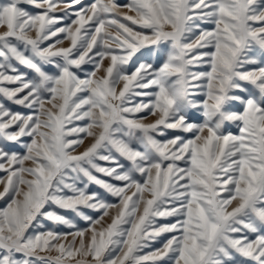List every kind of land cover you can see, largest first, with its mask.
<instances>
[{
    "label": "snow or ice",
    "instance_id": "1",
    "mask_svg": "<svg viewBox=\"0 0 264 264\" xmlns=\"http://www.w3.org/2000/svg\"><path fill=\"white\" fill-rule=\"evenodd\" d=\"M0 264H264V0H0Z\"/></svg>",
    "mask_w": 264,
    "mask_h": 264
},
{
    "label": "rangeland",
    "instance_id": "2",
    "mask_svg": "<svg viewBox=\"0 0 264 264\" xmlns=\"http://www.w3.org/2000/svg\"><path fill=\"white\" fill-rule=\"evenodd\" d=\"M85 2H87V0H85Z\"/></svg>",
    "mask_w": 264,
    "mask_h": 264
}]
</instances>
